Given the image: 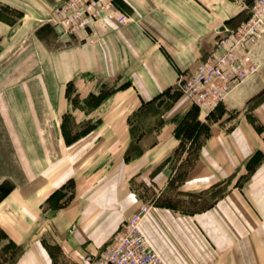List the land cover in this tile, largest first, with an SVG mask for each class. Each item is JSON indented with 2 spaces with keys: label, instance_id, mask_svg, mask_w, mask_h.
I'll use <instances>...</instances> for the list:
<instances>
[{
  "label": "crops",
  "instance_id": "crops-1",
  "mask_svg": "<svg viewBox=\"0 0 264 264\" xmlns=\"http://www.w3.org/2000/svg\"><path fill=\"white\" fill-rule=\"evenodd\" d=\"M114 1L130 23L70 36L53 0H0L4 122L27 178L0 201L13 264H87L144 205L165 264H264V33L260 71L208 115L178 88L249 3Z\"/></svg>",
  "mask_w": 264,
  "mask_h": 264
},
{
  "label": "built area",
  "instance_id": "built-area-1",
  "mask_svg": "<svg viewBox=\"0 0 264 264\" xmlns=\"http://www.w3.org/2000/svg\"><path fill=\"white\" fill-rule=\"evenodd\" d=\"M125 26L131 18L121 12L114 0H68L55 9L51 23L64 34L76 36L98 21ZM264 33V0H256L249 18L240 26L226 30L216 51L179 79L181 94L202 113L208 115L259 70L253 48ZM151 206H142L119 229L111 242L85 258L87 264H165L143 229Z\"/></svg>",
  "mask_w": 264,
  "mask_h": 264
},
{
  "label": "rangeland",
  "instance_id": "rangeland-1",
  "mask_svg": "<svg viewBox=\"0 0 264 264\" xmlns=\"http://www.w3.org/2000/svg\"><path fill=\"white\" fill-rule=\"evenodd\" d=\"M53 1L55 2V10L59 6L64 5L68 0ZM247 2L249 3V7L238 16L235 26L245 22L249 18L250 9L254 5V0H247ZM0 15L7 16V14L3 13L2 11H0ZM256 64L259 68V72L261 66L258 63ZM7 67H10V61L0 59V75ZM12 112L13 108L11 107L10 101L5 98L4 93H0V201L4 200L14 189L18 188L20 182L27 180V178H25L26 174H23L20 171V164L22 160L20 154L22 152L20 148L21 141L17 136V132L11 131L15 127L11 124H5L4 122V118L7 120L10 119L8 117L13 115ZM260 156L261 155L259 154L257 155L258 160L261 158ZM24 159L26 158L24 157ZM33 177H35V174ZM26 182H24L25 185H27ZM71 191V185H67L65 186L63 193L67 195ZM20 253L21 248L11 243V241H9L8 238H5L0 231V264H13L17 260Z\"/></svg>",
  "mask_w": 264,
  "mask_h": 264
},
{
  "label": "trees",
  "instance_id": "trees-1",
  "mask_svg": "<svg viewBox=\"0 0 264 264\" xmlns=\"http://www.w3.org/2000/svg\"><path fill=\"white\" fill-rule=\"evenodd\" d=\"M0 231H1V233L3 234V236L5 237V238H7V234L1 229V227H0ZM11 243H13L14 245H16L14 242H12L11 241Z\"/></svg>",
  "mask_w": 264,
  "mask_h": 264
}]
</instances>
